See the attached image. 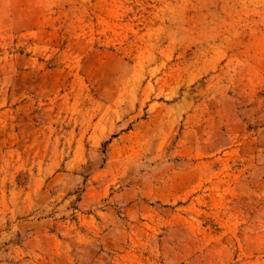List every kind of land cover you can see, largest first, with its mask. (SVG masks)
Returning <instances> with one entry per match:
<instances>
[{"label": "rangeland", "instance_id": "rangeland-1", "mask_svg": "<svg viewBox=\"0 0 264 264\" xmlns=\"http://www.w3.org/2000/svg\"><path fill=\"white\" fill-rule=\"evenodd\" d=\"M0 264H264V0H0Z\"/></svg>", "mask_w": 264, "mask_h": 264}]
</instances>
